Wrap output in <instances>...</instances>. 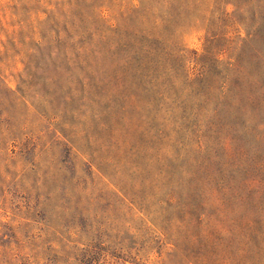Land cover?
<instances>
[{
	"label": "rangeland",
	"instance_id": "1",
	"mask_svg": "<svg viewBox=\"0 0 264 264\" xmlns=\"http://www.w3.org/2000/svg\"><path fill=\"white\" fill-rule=\"evenodd\" d=\"M0 264H264V0H0Z\"/></svg>",
	"mask_w": 264,
	"mask_h": 264
}]
</instances>
